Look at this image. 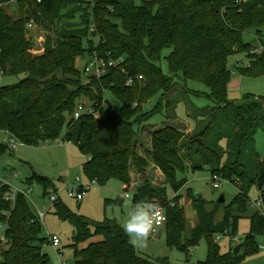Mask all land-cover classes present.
Masks as SVG:
<instances>
[{
	"label": "trees",
	"instance_id": "obj_1",
	"mask_svg": "<svg viewBox=\"0 0 264 264\" xmlns=\"http://www.w3.org/2000/svg\"><path fill=\"white\" fill-rule=\"evenodd\" d=\"M11 6L16 10L10 12ZM68 6L72 8L62 14ZM76 13H81V22L61 23L64 15L74 18ZM31 19L49 31L42 53L27 28ZM247 32L264 44V0H0V77L23 75L16 83L0 84V134L11 133L27 145L76 144L86 156L83 171L90 181L106 185L118 179L126 192L132 191L133 202L149 200L165 208L169 247L189 257L205 237L207 258L193 264H239L259 250L257 238L264 236V158L255 138L264 129V101L228 99L231 55L246 53L244 74L264 75V46L250 55L253 46L244 38ZM166 48L172 49L166 56L171 74L159 64ZM95 53L118 64L100 78L86 76L78 60ZM177 74L209 87L216 104L209 124L191 135L173 124L148 128L150 144L147 155L142 154L144 123L161 110L162 100L151 109L146 104L169 91ZM139 75L143 79L128 84L130 77ZM106 90L121 99L119 113L108 110L103 119L91 114L74 118L81 102L104 113ZM12 150L9 142L0 140V155ZM148 156L163 181L148 176ZM205 167L235 184L239 193L226 204L197 198L189 189L197 215L196 225L189 227L178 193L188 179L178 174ZM34 181L42 183L44 196L51 195L50 178L33 172L27 182ZM254 185L263 209L251 200ZM11 188L0 179V223L8 226L0 264H52L44 251L50 239L42 235L41 220L23 191L11 206L5 199ZM53 205L55 213L73 225L75 264H175L168 257L140 254L116 218L93 221L72 211L61 197ZM3 211H9V217ZM242 217L250 219L245 243L240 250L222 252L216 237L236 235ZM94 236L101 239L92 241Z\"/></svg>",
	"mask_w": 264,
	"mask_h": 264
},
{
	"label": "rangeland",
	"instance_id": "obj_2",
	"mask_svg": "<svg viewBox=\"0 0 264 264\" xmlns=\"http://www.w3.org/2000/svg\"><path fill=\"white\" fill-rule=\"evenodd\" d=\"M138 4L142 0H137ZM17 6L9 7V11L16 10ZM72 6L63 9L62 14H67ZM81 13H76L74 18L64 15L61 19L63 25L68 22H81ZM43 35L40 40H44L46 29L36 25V28ZM30 37L38 40L33 33ZM244 38L253 48L249 51L252 55L260 52L264 44L257 39L252 32L245 33ZM97 40V37L95 38ZM42 46V45H41ZM40 46L38 52H41ZM171 48L163 50L162 58L159 64L162 66L166 74H171L166 56L171 53ZM249 58L244 52H238L231 55L228 59V65L232 69V74L228 83V99L234 103H241L260 99L264 101V75L250 76L242 72L241 68L246 66ZM85 63L84 58L78 60V66L83 68ZM20 76H1L0 84H12L19 81ZM210 89L207 85L194 80H185L181 75H174L173 87L164 95L158 94L153 97L147 104L146 108L151 109L154 105L162 100L161 110L147 120L144 125L146 130L142 133V147H139L143 154L147 155L146 147H149L150 137L148 128L161 127L163 124H173L181 126L187 130L188 135L193 134V131H201L209 124L212 116V110L215 107V102L209 97ZM104 115L108 110L119 113L122 107L121 99L111 90L104 92ZM214 132L218 127H213ZM195 131V132H196ZM66 131H64L65 134ZM257 149L264 158V129L260 128L256 135ZM1 141L8 142V134L2 132L0 134ZM225 144V141H224ZM150 165L148 167V176L152 179L163 181L162 173L153 163L152 157L148 156ZM86 156L80 151L78 146L72 142H60L41 144L38 146L22 144L18 149L8 151L0 155V179L9 183L12 187L19 191H23L27 195L32 211L37 214L39 210H47L46 216L42 222V235L57 234L61 239L60 246L56 247L52 244H47L44 251L50 255L52 264H75L74 251L70 244L72 243L73 225L68 220L62 219L57 213L50 199L49 194L43 195L44 189L42 183L34 181L28 184L27 179L33 175V172L47 176L50 178L54 187L49 189L50 194H59L63 203H65L72 211L84 215L93 221H102L105 217L116 218L121 224L127 219L129 205L124 201L117 203H109L108 199L118 201V195H122L126 191L125 185L118 179H111L106 185H100L94 182L92 186L84 192L82 200L71 197L68 193V181H75L80 177L84 184L92 182L86 177L83 171V163ZM178 176L187 177V183L178 192L181 194L180 204L185 207L186 215L189 221V227L192 223H197L196 211L193 208L194 198L188 192L191 189L196 196L201 194L210 202H218L222 196L225 197L224 203H229L235 195L239 193V189L235 184L225 178L219 180L220 186L215 187L212 174L208 167L203 169H189L185 172H180ZM162 177V178H161ZM128 192V191H127ZM131 190L129 193L131 194ZM173 190L169 189V195L174 196ZM252 201L258 200L260 191L257 185H254L250 190ZM222 217V211L217 214V220ZM250 230V219L242 217L236 231L237 240L233 239V234H220L216 237L221 246L222 252H234L239 245L245 243L246 233ZM153 232L148 240L147 247L137 248L142 255L150 256L151 258L168 257L175 264H193L199 260H204L208 255V244L206 238H202L200 244L192 248L189 257L186 253L177 248H171L167 244L166 233L156 237ZM100 236H94L91 240L97 241ZM259 250L254 254L246 256L239 264H264V236L257 238ZM243 251V250H241Z\"/></svg>",
	"mask_w": 264,
	"mask_h": 264
},
{
	"label": "built area",
	"instance_id": "obj_3",
	"mask_svg": "<svg viewBox=\"0 0 264 264\" xmlns=\"http://www.w3.org/2000/svg\"><path fill=\"white\" fill-rule=\"evenodd\" d=\"M38 1L41 2L42 0H38ZM36 25L37 24L34 21V19H31L27 22V28L30 30L34 29ZM84 59H85V63L82 68L83 73L86 76H96L98 78L105 75L109 71L110 67L116 66L118 64V62L114 60L113 58L106 59L105 57L100 56L97 53H95L94 55L85 57ZM136 79H143V75H139L137 78L130 77L128 80V84L132 85ZM83 114H91L96 119H103L105 116L103 112H101L100 110H96L93 107V105L88 104L87 102H81L77 105L76 111L74 113V118L78 119ZM7 134H8V142L14 150L18 149L19 145L24 144L13 134L11 133H7ZM212 178L214 181V186L219 187L220 186L219 180L222 178V176L215 173L212 175ZM91 182H92L91 184H84L80 177H77L75 181H68L67 185H68L69 195L71 197L77 198L78 200H82L84 197V192L87 189H89L92 186V184L96 181H91ZM18 192L20 191L12 187L11 190L5 194V199L11 202L12 207L14 206ZM126 193H129V192H126ZM59 197H60L59 194L50 195V199L53 203H55L59 199ZM253 204L256 207L263 209V199L261 197L258 200L253 201ZM159 206H160V211L164 217V221H163L162 226L158 227L154 232L164 227L165 222H166L165 208L161 205ZM47 210H49V208H47ZM47 210L43 209V210L38 211L37 216L40 220H43L45 218ZM2 214H5L7 217H9L10 212L3 211ZM7 227L8 226L6 223H0V246L4 245L7 242V235H6ZM219 237L220 235H218V238ZM232 238L235 240L238 239L236 235L232 236ZM49 239H50V244H52L53 246H56V247L60 246L61 239L57 234L49 235ZM62 264H65V262L63 261Z\"/></svg>",
	"mask_w": 264,
	"mask_h": 264
},
{
	"label": "clouds",
	"instance_id": "obj_4",
	"mask_svg": "<svg viewBox=\"0 0 264 264\" xmlns=\"http://www.w3.org/2000/svg\"><path fill=\"white\" fill-rule=\"evenodd\" d=\"M118 199L129 205L127 219L122 224L129 237L128 243L136 248L147 247L151 234L161 227L164 221L160 206L149 200L133 202V196L126 192L118 195Z\"/></svg>",
	"mask_w": 264,
	"mask_h": 264
},
{
	"label": "crops",
	"instance_id": "obj_5",
	"mask_svg": "<svg viewBox=\"0 0 264 264\" xmlns=\"http://www.w3.org/2000/svg\"><path fill=\"white\" fill-rule=\"evenodd\" d=\"M32 33L36 36V38L38 39V40H36V42L42 47V49H41V52L40 53H42L43 51H44V47H43V42H42V40H40L39 39V37L41 38L43 35L41 34V32L37 29V27L36 28H34V29H32ZM44 41V40H43ZM187 131V130H186ZM60 142H64V141H60ZM140 153H142V151L140 150ZM143 154V153H142ZM162 177H163V175H162ZM161 177V178H162ZM125 185V184H124ZM125 188V187H124ZM200 196H202L201 194H199ZM194 208V207H193ZM196 217H197V215H196ZM196 224H194V223H192V225H191V227H194ZM163 228H164V230H163ZM163 232H165V227H162V228H160V229H158L156 232H154L155 234V236L156 237H159V236H161V234L163 233ZM242 247V246H241ZM241 249V248H240ZM239 249V250H240Z\"/></svg>",
	"mask_w": 264,
	"mask_h": 264
},
{
	"label": "water",
	"instance_id": "obj_6",
	"mask_svg": "<svg viewBox=\"0 0 264 264\" xmlns=\"http://www.w3.org/2000/svg\"><path fill=\"white\" fill-rule=\"evenodd\" d=\"M114 113H115V112L113 111L112 114H114ZM199 140L202 141L201 138H199ZM196 197H197V198H200L201 196H200L199 194H197ZM219 201L224 202V201H225V197L222 196V197L220 198ZM163 230H164V228H163ZM240 248H241V245H239V246L236 248V250H239Z\"/></svg>",
	"mask_w": 264,
	"mask_h": 264
}]
</instances>
